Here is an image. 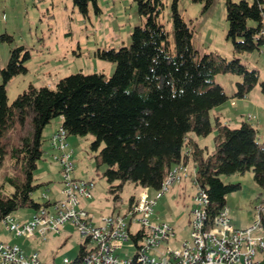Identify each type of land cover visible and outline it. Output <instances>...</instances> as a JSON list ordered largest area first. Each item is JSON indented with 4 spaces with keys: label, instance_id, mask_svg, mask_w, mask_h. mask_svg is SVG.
Masks as SVG:
<instances>
[{
    "label": "trees",
    "instance_id": "trees-1",
    "mask_svg": "<svg viewBox=\"0 0 264 264\" xmlns=\"http://www.w3.org/2000/svg\"><path fill=\"white\" fill-rule=\"evenodd\" d=\"M74 1L83 12L90 3L99 10L97 0ZM136 1L143 23L135 26L131 44L98 52L100 58L116 64L112 76L77 72L62 78L55 88L31 83L10 104L6 86L14 76L28 72L24 61L30 54L27 51L22 59L20 51L25 48L18 47L2 69L0 164L10 154L18 173L7 177L14 191L0 194V222L22 208L37 211L52 203L38 202L33 194L43 185L34 172L44 154V128L54 118H62L61 127L68 137H95L91 147L96 152L97 171L104 168L113 211L120 210L128 181L161 190L170 169L187 159L194 162L193 182L207 193L212 216L226 207L229 194L242 188L241 183L224 182L221 175L252 170L255 183L264 188V145L252 123L244 120L232 128L217 116L213 153H206L191 136L210 135L214 127L211 111L230 98L216 81L217 74L242 77L234 95L240 98L260 82L259 70L242 63L239 55L263 50L264 0H225L227 38L235 53L230 60L213 53L199 54L193 45V21L180 14L177 0L173 4L174 48L160 21L164 1ZM193 1L204 2L205 10L214 2ZM136 201L131 196L129 206ZM263 206L264 199L258 207L264 231Z\"/></svg>",
    "mask_w": 264,
    "mask_h": 264
},
{
    "label": "rangeland",
    "instance_id": "rangeland-1",
    "mask_svg": "<svg viewBox=\"0 0 264 264\" xmlns=\"http://www.w3.org/2000/svg\"><path fill=\"white\" fill-rule=\"evenodd\" d=\"M165 8L160 21L169 32L172 48L175 46L173 28V4L175 0H163ZM239 2L240 0H233ZM253 1V0H249ZM178 10L186 21H193L195 33L193 45L200 55L213 53L214 56L232 59L235 56L232 41L227 38L228 21L225 0H214L205 10L204 2L177 0ZM99 10L90 3L88 11L83 12L74 0H0V84L4 81L2 69L9 65L13 52L23 46L21 58L30 54L24 61L28 72L14 76L7 84V95L11 104L19 93L33 83L38 87L55 88L64 77L83 72L85 74L104 73L106 77L114 74L116 64L99 57V50L128 46L132 41L135 26L143 23L136 0H97ZM242 63L256 68L260 72V82L247 96L235 97L237 82L242 77L232 73H219L215 79L220 83L229 99L211 111L213 132L204 137L192 134L206 153H213L217 133L216 117L222 124L232 128L241 126L244 120L258 128V140L264 145V53L255 50L239 55ZM30 120H28L29 123ZM62 120L54 118L43 131L42 159L35 169L36 181L43 183L33 194L38 202L50 199L55 202L64 199V175L60 164L54 158L58 151L53 148L52 137L61 127ZM11 135H14L12 133ZM95 137L70 135L67 138L69 149L73 150L74 177L83 180L93 179L96 188L93 197L85 201L88 209L95 215L110 214L113 200L108 192V183L102 176L103 167L97 171L96 152L91 144ZM187 149H185L186 151ZM190 175L181 182L173 183L161 197L153 211V219L164 221L176 230L172 243L163 247L179 249L182 243L191 240V211L195 208L194 196L198 186L193 182L195 166L189 161ZM18 169L13 165L10 154L0 164V194H10L14 186L7 177L16 176ZM226 183H241L242 188L227 196L230 220L238 228L251 226L258 213V207L264 199V188L258 186L253 171L245 174L221 175ZM143 187L128 181L122 193L120 210L125 212L131 196L138 197ZM151 198H154L153 191ZM36 211L22 208L13 213L21 222L32 221ZM0 240L20 246L26 253L38 252L44 261L60 262L67 257L74 260L79 255L86 238L71 222L60 227L59 231H50L46 238L39 235L26 244L22 238L0 225ZM122 257H131L135 248L131 243L119 249Z\"/></svg>",
    "mask_w": 264,
    "mask_h": 264
},
{
    "label": "built area",
    "instance_id": "built-area-1",
    "mask_svg": "<svg viewBox=\"0 0 264 264\" xmlns=\"http://www.w3.org/2000/svg\"><path fill=\"white\" fill-rule=\"evenodd\" d=\"M261 34L264 36V11ZM67 138L63 127L52 137L53 148L58 151L54 158L64 175L65 198L49 206L42 205L32 221L21 222L10 214L0 225L4 224L25 241L37 235L46 238L48 232L59 231L61 226L71 222L86 238V243L76 259L65 257L60 262H48L38 252L28 254L20 246L0 240V264H264L260 209L251 226L238 228L232 224L227 207L211 215L208 195L200 188L193 199L191 240L183 242L179 249L163 247L172 243L176 230L167 222L153 219L152 214L157 199L173 183L190 175L188 159L170 169L154 198L150 196L151 189L145 187L125 212L114 210L110 214L95 215L85 201L93 197L96 182L74 177V152L69 149ZM261 209L264 210V206ZM126 243L135 248L131 257H122L118 252Z\"/></svg>",
    "mask_w": 264,
    "mask_h": 264
},
{
    "label": "crops",
    "instance_id": "crops-1",
    "mask_svg": "<svg viewBox=\"0 0 264 264\" xmlns=\"http://www.w3.org/2000/svg\"><path fill=\"white\" fill-rule=\"evenodd\" d=\"M263 51V50H262ZM264 53V52H263ZM60 120H62V118H60ZM192 136V135H191ZM193 137V136H192ZM193 139H195L194 137H193ZM195 141H196V139H195ZM197 142V141H196ZM198 143V142H197ZM153 191V193L155 194V191L154 190H151V192ZM50 200V199H49ZM51 201V200H50ZM86 205H87V203H86ZM87 207H88V205H87ZM38 236V235H37ZM34 238H36V237H34ZM34 238H32V239H34ZM23 239V238H22ZM2 241H4V242H7L6 240H2ZM28 241H30V240H25L24 241V239L22 240V243L23 244H26ZM53 261H55V259L54 260H52V261H48V262H53Z\"/></svg>",
    "mask_w": 264,
    "mask_h": 264
},
{
    "label": "clouds",
    "instance_id": "clouds-1",
    "mask_svg": "<svg viewBox=\"0 0 264 264\" xmlns=\"http://www.w3.org/2000/svg\"><path fill=\"white\" fill-rule=\"evenodd\" d=\"M189 160V159H188Z\"/></svg>",
    "mask_w": 264,
    "mask_h": 264
}]
</instances>
